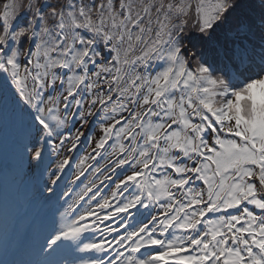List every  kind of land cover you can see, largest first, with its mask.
Instances as JSON below:
<instances>
[{"label": "snow or ice", "instance_id": "1", "mask_svg": "<svg viewBox=\"0 0 264 264\" xmlns=\"http://www.w3.org/2000/svg\"><path fill=\"white\" fill-rule=\"evenodd\" d=\"M9 129L35 264H264V0H0Z\"/></svg>", "mask_w": 264, "mask_h": 264}, {"label": "rangeland", "instance_id": "2", "mask_svg": "<svg viewBox=\"0 0 264 264\" xmlns=\"http://www.w3.org/2000/svg\"><path fill=\"white\" fill-rule=\"evenodd\" d=\"M86 146H81L80 152L85 151ZM18 143L17 134L15 130L9 129L6 133H0V204H4L6 208L12 205L14 202H19L21 206L23 201L33 193L35 190L29 178L24 175H19L16 170V153H17ZM25 215V214H24ZM25 217V216H24ZM26 218L21 219L20 227L17 233L11 237L8 244L15 248L18 244V239L24 228L27 226ZM7 221L4 217L0 219V247L4 245L3 233L6 231ZM39 222L30 231L29 237L38 235L44 228ZM5 230V231H4ZM27 246V245H26ZM27 259L34 258L35 260H42L37 253H27ZM31 261V260H27Z\"/></svg>", "mask_w": 264, "mask_h": 264}, {"label": "bare ground", "instance_id": "3", "mask_svg": "<svg viewBox=\"0 0 264 264\" xmlns=\"http://www.w3.org/2000/svg\"><path fill=\"white\" fill-rule=\"evenodd\" d=\"M35 197H36V192L29 195L27 197V199L25 201H23L22 205L19 206L17 214L22 213L21 215H23L26 212H28L30 214V216H33L34 214L40 212L41 208H43V207H41V205L38 203V201L35 199ZM11 231H12V227L10 225L9 229L6 232H4L5 234L3 233L4 237L5 238L8 237L7 239H9V235H10ZM38 261H40V260H38Z\"/></svg>", "mask_w": 264, "mask_h": 264}]
</instances>
